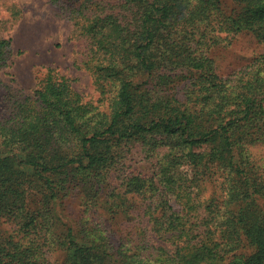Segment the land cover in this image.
<instances>
[{
  "label": "trees",
  "instance_id": "16d2710c",
  "mask_svg": "<svg viewBox=\"0 0 264 264\" xmlns=\"http://www.w3.org/2000/svg\"><path fill=\"white\" fill-rule=\"evenodd\" d=\"M234 1L238 10L223 21L220 0L193 7L189 0L83 1L77 11L88 20L82 27L95 45L94 67L106 85H118L111 112L92 114L64 79L49 74L35 98L0 121V264H51L59 248L63 264H264V172L251 152L263 140L255 134L264 131V53L221 78L185 39L201 31L193 19L198 15L220 25L216 30H249L264 41V0ZM10 47V39H0V65ZM187 79L186 99L180 100L175 83ZM170 140L174 151L165 154L155 175L124 181L126 194H157L149 196L144 215L167 245L115 249L104 230L92 225L79 232L70 227L63 239H53L50 218L57 202L80 188L83 202L99 206V184L129 146L140 143L157 152ZM174 167L198 182L224 174L225 195L207 202L211 217L196 232L187 227L195 223L190 211L182 215L177 209L185 210L178 200L186 198L164 193L172 184L173 192L183 186L185 178L170 173ZM36 181L41 195L33 199L27 194ZM106 203L114 213L125 204Z\"/></svg>",
  "mask_w": 264,
  "mask_h": 264
},
{
  "label": "rangeland",
  "instance_id": "374dc122",
  "mask_svg": "<svg viewBox=\"0 0 264 264\" xmlns=\"http://www.w3.org/2000/svg\"><path fill=\"white\" fill-rule=\"evenodd\" d=\"M83 1L0 0V39L11 40L5 61L0 65V121L8 120L12 112L16 111L19 104L27 98H35L36 92L43 88L49 74L64 79L70 85L78 102L92 114L98 111L106 114L111 112L110 106L118 85L116 83L106 85L107 82L99 76L94 67L98 55L95 45L83 32L82 27V24H86L88 20L86 15L81 16L77 11ZM189 1L192 7L196 4L202 5L201 0ZM220 3L218 21H223L227 15L234 14L238 10L234 0H220ZM87 10L84 9V13ZM197 16L193 19L195 24L198 23L197 27L201 31L196 29L190 33L189 38L185 39L193 42V53L205 54L207 60L211 62L214 73L221 78H226L233 72L247 67L264 53V41L254 32L249 30L234 32L226 27L216 30L220 25L210 24ZM189 79L177 81L176 88L174 85L171 86L176 89L175 96L180 100L186 99L185 88L187 90ZM158 82L159 79L151 85L155 86ZM155 91L159 89L156 87ZM168 92L171 93V90ZM260 120V125H264V118ZM257 129L258 127L253 131ZM255 137L263 140L256 141L251 146L252 158L264 172V131L256 133ZM158 140L160 142V139ZM164 143L165 147L157 152L152 147L140 143L129 146L125 156L110 169L108 178L99 184L102 188L99 195H103L99 206L93 207L83 202L81 195L85 193H82L80 188H74L68 196L57 202L50 218L53 224V239H63L70 227L79 232L92 225L104 230L105 235L109 237L110 245L115 249L123 244L136 247L142 242L150 243L155 247L167 245L168 242L152 232L148 217L144 215V207L150 201L149 196L157 194L152 191L146 194H126L127 188L124 183L131 175L141 177L155 175L157 169L164 163L165 154L174 151L172 140ZM4 153L3 138L0 134V155ZM170 173L176 176V180L179 175L184 177L183 186L173 192L175 184H172L164 193L174 199H177L176 195L186 198V200L182 198L178 200L184 204L185 210H182V207L177 209L182 215L190 211L193 216L192 221L195 223L190 225L186 222V224L196 232L202 219L211 217L206 208L207 202L215 195H225L222 188L224 174L219 171L217 176L211 179L204 176L198 182L195 175L188 176L189 172H183V168L180 167H174ZM159 184L165 185V182ZM27 195H35L32 198L38 199L36 196L41 195V182L32 183ZM89 195L96 194L92 192ZM114 195L120 197L116 198ZM107 201L112 202L114 207L121 201L125 204L114 213L109 211ZM188 201L189 204L186 203ZM191 204L194 206H189ZM185 218H182L184 222ZM4 225L7 228L14 226L13 223ZM65 260L62 248L53 251L50 255L51 264H63Z\"/></svg>",
  "mask_w": 264,
  "mask_h": 264
}]
</instances>
